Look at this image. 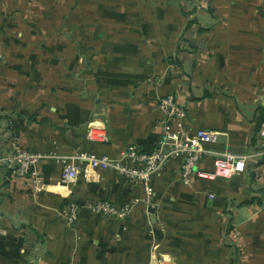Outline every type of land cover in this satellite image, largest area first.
<instances>
[{
    "label": "crops",
    "instance_id": "0c3cea01",
    "mask_svg": "<svg viewBox=\"0 0 264 264\" xmlns=\"http://www.w3.org/2000/svg\"><path fill=\"white\" fill-rule=\"evenodd\" d=\"M0 156L107 154L160 137L159 98L174 93L186 128L219 133V152L247 156L231 178L179 180L175 158L152 178L154 198L123 219L70 201L123 204L143 188L113 169L38 163L45 187L0 174V264H264V0H0ZM101 121L110 140L87 138Z\"/></svg>",
    "mask_w": 264,
    "mask_h": 264
},
{
    "label": "built area",
    "instance_id": "2783aa9c",
    "mask_svg": "<svg viewBox=\"0 0 264 264\" xmlns=\"http://www.w3.org/2000/svg\"><path fill=\"white\" fill-rule=\"evenodd\" d=\"M3 61L4 52L0 46V66ZM157 108L160 137L156 148L150 152L142 150L137 143H130L119 158L87 152L72 155H62L56 152L44 154L31 151L17 143L13 145L12 152L0 156V174L3 166H7L14 178H27L34 190H41L45 187V183L38 163L44 158L52 157L60 162L62 182L67 185H71L76 180L80 170L78 164L80 161L93 169H113L143 188L142 196H134L123 204H116L109 200H96L83 205L77 201H70L66 217L68 222L73 224L78 219L83 206L110 219L127 217L139 202L149 207L154 198L153 176L175 158L183 159L179 170V180L182 184L189 186L202 177L231 178L246 171L247 156L229 151L216 154L212 171H199V164L210 152L206 145L216 142L219 133L204 128L197 129L193 134L187 130V110L174 93L161 96ZM258 136L261 153L264 155V123ZM87 138L96 142H108L110 135L101 121L93 120L89 123Z\"/></svg>",
    "mask_w": 264,
    "mask_h": 264
},
{
    "label": "trees",
    "instance_id": "16d2710c",
    "mask_svg": "<svg viewBox=\"0 0 264 264\" xmlns=\"http://www.w3.org/2000/svg\"><path fill=\"white\" fill-rule=\"evenodd\" d=\"M11 171V170H10ZM70 203V202H69Z\"/></svg>",
    "mask_w": 264,
    "mask_h": 264
}]
</instances>
